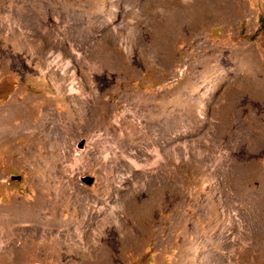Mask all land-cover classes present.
I'll return each mask as SVG.
<instances>
[{
  "label": "rangeland",
  "instance_id": "374dc122",
  "mask_svg": "<svg viewBox=\"0 0 264 264\" xmlns=\"http://www.w3.org/2000/svg\"><path fill=\"white\" fill-rule=\"evenodd\" d=\"M87 113L147 154L95 152ZM38 201L116 229L113 264H264V0H0V264H91L30 246Z\"/></svg>",
  "mask_w": 264,
  "mask_h": 264
},
{
  "label": "bare ground",
  "instance_id": "6f19581e",
  "mask_svg": "<svg viewBox=\"0 0 264 264\" xmlns=\"http://www.w3.org/2000/svg\"><path fill=\"white\" fill-rule=\"evenodd\" d=\"M262 91H261V93H262ZM102 103H103V100L100 97L99 101H98V104L102 105ZM16 109L19 110L18 108H16ZM143 110H144V108H143ZM81 118H84L86 120V125L85 126H87V129H89L90 132H94L95 134H97V133H99L100 131L103 130L106 133L104 136L98 135L97 137H95V139L93 141V146H95V152H101V148L106 145L107 146L106 148L110 149L111 155H113V150H114V155H116V153H117L116 150L117 151L119 150L120 152L126 153V154H127V152L129 153V152H131L133 150H135L138 154L139 153L142 154V155H146L147 154L146 153L147 149L141 145L140 138H138V134H139L138 132H135V133L132 134V133H127L125 131H121V125H120L119 128H117V126H113V124L111 125L109 123H108L109 125H104V123L102 124L100 118L99 119L98 118L94 119L88 113L87 114H83ZM70 120H71L70 116L66 112H65V114H61L59 116H55V114L53 112H51L49 114V118H48V122L46 123V127L43 129V133L42 134H44V136H45L44 139H46V140H51L52 138L59 139V137H60L59 134H63V135L65 134L68 137V134L72 130H74L73 129L74 125H73V123H71ZM143 126H144V124H142L140 131H142V127ZM110 133H113L114 135L109 136ZM106 135H108V137H105ZM104 140L106 141V143L104 142ZM63 141H58V142L62 143ZM52 145H53L55 150H59L60 144L52 143ZM103 196H104V194L100 191V197L102 198ZM63 202H67V203L72 204V201H71V198L69 197V195L63 200ZM34 206L35 207L32 209L33 214L31 216L30 220L33 222L34 219L36 220V218H40V216H44L45 215V217H43V218H46V219H45V224H43V226L45 225L46 228L49 229V231L53 230V228H56L57 231L56 232L55 231H51V235L50 236H48L50 233H46L47 235H43V234H45V233H43L42 234L43 236L41 238H39V237H31V240L29 242L31 244L30 246L36 245L38 242H40V244H42V245L45 244V245L54 246L53 244H58L59 246L67 247L69 249V251H71V249L75 246L76 241L81 236L80 235V233H81L80 231L81 230L77 231L78 229H74L73 227H71V226H74V223H75L74 221H76V219L73 218V220H69L71 222L67 221L68 222V225H67L68 227L65 225L66 228L62 229L61 227H63V224L60 225L57 217L55 216L54 210H52V208L48 204H46V203L41 204V201H38V203H36ZM35 222H34V224H35ZM41 222H38V223H41ZM29 223H31V222H29ZM78 223H77V226H78ZM80 224H81V221H80ZM34 227H35V225H34ZM34 227H33V229L30 227L31 228L30 232H31V230L32 231L34 230ZM37 227H39V226H37ZM58 227L61 228V230H58ZM110 231H114L115 232L116 229H111V230L108 229V231H103V232L99 233L96 236V242L93 241V239L91 237V234H89L88 237L85 234L81 236V240L85 241V248H81V251L82 250L86 251L85 253L81 254L84 261H88L91 264H113L114 263L113 257H115L118 254H117V251H114L115 248L113 247V245H111L112 243H110L109 246H107V247H103V246H101L99 244V241H100L101 238L103 240H105V238L110 235ZM38 235H40V233ZM9 237H10V235L8 236V238ZM3 238H4L3 235L0 234V248H2V246L4 244L3 243ZM10 241H14V240L12 239ZM4 242H5V240H4Z\"/></svg>",
  "mask_w": 264,
  "mask_h": 264
},
{
  "label": "water",
  "instance_id": "95a60500",
  "mask_svg": "<svg viewBox=\"0 0 264 264\" xmlns=\"http://www.w3.org/2000/svg\"><path fill=\"white\" fill-rule=\"evenodd\" d=\"M84 147H85V140H82L79 144H78V148L79 149H84ZM13 180H21V178L20 177H14V179ZM82 182L84 183V184H86V185H89V186H91L93 183H94V178H92V177H89V176H86V177H83L82 178Z\"/></svg>",
  "mask_w": 264,
  "mask_h": 264
}]
</instances>
